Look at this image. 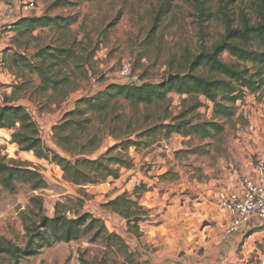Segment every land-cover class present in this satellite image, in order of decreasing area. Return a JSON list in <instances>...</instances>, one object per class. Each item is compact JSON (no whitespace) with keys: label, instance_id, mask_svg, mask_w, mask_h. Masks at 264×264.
<instances>
[{"label":"rangeland","instance_id":"1","mask_svg":"<svg viewBox=\"0 0 264 264\" xmlns=\"http://www.w3.org/2000/svg\"><path fill=\"white\" fill-rule=\"evenodd\" d=\"M28 1L17 0V4H12V0H4L3 3L15 10L17 18L24 15L33 21L44 16L58 18L62 28L51 25L33 29L27 23L17 27L16 22L11 33L0 36L4 44L2 53L8 57V68L6 65L0 67V75L4 76L1 78L0 100H3L4 93H9L16 104L41 114L40 122L46 123L38 124L39 129L40 125L57 124V120H61V101L72 92L79 100L116 83L124 62L131 63L143 83L157 84L171 76L174 72L169 67L171 63H183L184 57L196 55L202 46L210 49L221 38L224 26L220 13L224 10L234 27L243 24L242 14L251 24L257 21L256 0H32L36 2V10L18 14L17 8ZM159 14V26L153 30ZM67 23L70 26H66ZM62 47L74 50L75 61L59 63L51 58L50 55H56L57 49ZM41 49L49 51L46 64L58 63L53 66L51 74L58 79H69L57 91L44 90L40 74L24 66L23 57L36 66L40 65L42 60L38 54ZM222 59L228 63L232 61L228 52L222 55ZM13 84L23 88L14 94L12 89H6ZM170 100L169 111L177 115L183 100L189 104L192 98L172 94ZM205 105L212 106L209 102ZM259 105L264 115V88L260 97L249 95L245 102L238 103L236 116L224 121L225 132L212 139L175 136L164 141L163 137L151 134L152 138L143 139L150 145L141 149L122 146L115 149L126 137L127 123L132 138L138 139L134 131L149 129L167 116L164 114L165 105L133 108L122 100L115 106L116 111H110L108 115L110 118L119 113L122 117V122L117 126L115 124L120 128L117 136L108 129L107 123L95 120L93 129L98 143L89 156L93 160L105 157L131 162L129 170L113 166L121 178L115 183L113 178L109 180L116 184L114 187L108 186L109 182L102 187H82L65 182L56 164L38 159L33 153L21 152L12 144L13 130L0 128V159L36 169L48 181L47 189L35 192L28 184L20 183L15 194H9L0 185V244L24 247L27 241L26 224L32 225L44 214L52 217L58 211L69 217L90 214L101 219L106 236L93 241L94 232L78 241L61 242L51 248H43L31 258L21 259L19 264H231L246 256L248 261L263 257V236L257 235L249 240L252 233L240 235L242 242L239 246L212 241L215 236L222 235L227 221L218 208L210 212L201 205L204 202L200 195L204 191L200 186L206 178L194 171L197 162L214 167L212 158L228 157L227 154L232 153L228 149L233 140H242V134L258 132L253 119L258 115L256 107ZM199 113L201 119H211L212 112L206 107L201 108ZM261 121L264 125V116ZM53 135V131L40 129L43 144L60 152ZM118 136L120 140L116 138ZM201 148L207 149L208 154H194ZM174 161H177L180 171L171 169ZM162 167L170 169L161 173ZM192 171L194 174H191ZM141 183L147 184L148 190L138 197L131 195V198H137L138 206L148 214H145L146 218L139 223V227L130 228L122 216L110 212L104 205L124 191L132 194L135 186ZM34 198L43 201L44 211ZM259 230L263 228L256 231ZM0 264H14V261L2 254Z\"/></svg>","mask_w":264,"mask_h":264},{"label":"trees","instance_id":"2","mask_svg":"<svg viewBox=\"0 0 264 264\" xmlns=\"http://www.w3.org/2000/svg\"><path fill=\"white\" fill-rule=\"evenodd\" d=\"M255 13L257 21L251 24L242 14L243 24L234 27L227 11L221 12L224 26L221 38L210 49L202 46L196 55L184 57L183 63L177 65L171 63L169 67L174 71L171 74L172 79L168 76L157 84L112 83L92 96L77 100L74 107L65 112L61 120L52 127L55 143L60 148V152L43 144L39 126L31 112L27 107L16 104V101L7 93H4L3 100H0V128L13 130L12 144L16 145L21 152L33 153L38 159H46L56 164L62 171L65 182L87 187L105 184L113 178L115 183L121 178L119 171L113 166L119 165L122 169L129 170L132 168L131 162L126 163L122 159L105 157L93 160L89 156L98 143L97 133L93 129L95 120H99L102 124L107 123L113 135L118 133L120 128L115 127V124L116 126L117 123L119 124L121 115L116 113L110 118L108 115L110 111H116L115 108L122 100L128 102L133 108L140 105H165L164 114L167 116L161 120L162 122L149 129L134 131L138 139L132 138V132L128 131L131 128L127 123L128 130L125 131L126 137L123 143L114 147L115 149L119 146L130 149L134 147L137 150L150 145L143 139L152 138L151 134L163 137L164 141L175 136L194 137L200 140L212 139L225 132L224 121L236 116L235 107L238 103L245 102L249 95H261V90L264 88V0H256ZM37 20L22 19L16 23V26L27 23L28 26H33V29L36 26L51 25L62 28L58 18L44 16ZM160 20L161 14L156 17L153 30L158 28ZM66 26H70V23ZM48 52V49L39 51L38 57L42 60L40 65L36 66L26 57H23V62L26 68L40 74L44 90L57 91L58 87L69 79L68 77L58 79L51 74L53 66L58 63L46 64ZM226 52L232 59L229 63L222 59V55ZM50 56L59 63L75 61L76 58L71 47L58 48L56 55ZM0 86H2L1 83ZM7 88L12 89V93L15 94L16 90L23 87L13 84L6 86ZM172 94L192 98L189 104L187 100H183L181 111L177 115L169 111ZM205 102H209L212 106H206ZM203 107L211 110L210 120L201 119L199 110ZM116 138L120 140V136ZM194 152L200 155L208 154V150L202 148ZM4 160L0 159V185L4 191L15 194L16 186L20 183L28 184L34 192L48 188V181L38 170L15 162L7 163ZM147 187V184L141 183L135 186L132 194L124 191L104 206L110 212L122 216L127 221L128 227H139V223L146 218L145 214L147 216L148 212L141 209L136 201L137 198H131V195L138 197L148 190ZM34 200L44 211L43 201L41 202L39 198ZM143 211L144 213H138ZM25 230L27 241L24 247L0 244V255L9 256L14 264H19L21 259L39 254L43 248H51L61 242L78 241L83 236L95 232L94 241L106 234L101 219L90 214L69 217L58 211L52 217L46 214L41 215L32 225L26 224ZM84 264L87 263L84 262Z\"/></svg>","mask_w":264,"mask_h":264},{"label":"crops","instance_id":"3","mask_svg":"<svg viewBox=\"0 0 264 264\" xmlns=\"http://www.w3.org/2000/svg\"><path fill=\"white\" fill-rule=\"evenodd\" d=\"M12 2H13L12 4H17L19 1L17 2V0H12ZM28 18L30 17L24 15L21 18H19V20L28 19ZM3 46H4L3 42L0 41V53L4 51ZM2 54L5 57L4 66L6 65L8 68L7 54L5 53H2ZM1 78H4V76L0 75V83L2 82ZM73 93L74 92L67 95L66 98L63 101H61V105L63 107V111L61 114L62 116L65 112L71 110L74 107L75 102L77 101V99H75L76 93L74 94ZM96 93L97 92H95L94 94ZM258 96L260 97V95ZM256 110L258 111L257 113L258 115H255V118L253 119V123L256 124L258 132L242 134V140H237V141L233 140V143H231V146L229 145V149H228V151L230 150L232 153L227 154L228 157L223 156V158H220L219 156H217V158H214V159L212 158L213 162L211 163L214 165V167L213 166L207 167L205 165H202L201 162L199 163L197 162L194 164L195 166L194 171L196 173H199L198 176L203 175V177L206 178L204 183L200 186V188L203 187V191H204V194L200 195V199L202 200V202H204L201 205L206 206L207 209H210V212L214 211L215 207L217 208L215 204V199L219 191L238 189L240 178L247 176V175H251L254 172V163L252 161L255 162L257 153L263 147L262 145H264V125L262 124V121H261V117L264 116L262 107L259 105L258 107H256ZM31 114L35 118V121L37 122V124L42 125L46 123L45 121L40 122L41 117H42L41 114L38 113L37 115L34 112H31ZM57 121L59 122L60 120L58 119ZM55 124L56 123H50V124L48 123L46 125H43L44 127H41L40 125V129L43 128L47 130V132L52 133V127ZM222 154L224 155V153ZM199 161H201V159ZM170 167L171 169L172 167L174 168L173 171H176V172L180 171V167L179 165H177V161H174V163L171 164ZM170 167L169 168L162 167L161 173L168 172L167 170L170 169ZM191 174H194L193 171ZM110 185L113 187L116 186V184H112L111 181L108 183V186ZM102 186L104 185L102 184L101 187ZM159 190H157V193L159 192ZM116 196H114L112 199H114ZM154 204L155 203H153L152 206H154ZM227 224L228 223H226V225L223 226L224 231H222V235L215 236L212 239V241L215 242L216 244H224L227 246L229 245L239 246L242 242V240L239 239V236L247 234V231L243 230L242 232L235 234L231 237H225L224 232L227 227ZM257 235L263 236L264 238V229L254 233L253 236L249 240H251L254 236H257ZM250 249L253 252V248L250 247ZM257 254L260 255V253H257ZM247 261L248 259L246 256L243 260H236V261H233L231 264H247Z\"/></svg>","mask_w":264,"mask_h":264},{"label":"built area","instance_id":"4","mask_svg":"<svg viewBox=\"0 0 264 264\" xmlns=\"http://www.w3.org/2000/svg\"><path fill=\"white\" fill-rule=\"evenodd\" d=\"M3 1L0 0V36L2 37L11 33L19 20L15 10L7 8ZM36 6V2L29 0L17 8V13L25 14L36 10ZM4 63V55L0 53V67ZM116 83L140 85L142 82L136 76L131 63L124 62L117 74ZM215 204L228 223L224 232L225 237H231L243 230L254 234L258 232L256 230L264 229V145L256 155L254 172L240 178L238 189L219 191ZM247 264H264V256L254 261H247Z\"/></svg>","mask_w":264,"mask_h":264},{"label":"water","instance_id":"5","mask_svg":"<svg viewBox=\"0 0 264 264\" xmlns=\"http://www.w3.org/2000/svg\"><path fill=\"white\" fill-rule=\"evenodd\" d=\"M172 77H173V76L171 75V76L169 77V79H172Z\"/></svg>","mask_w":264,"mask_h":264}]
</instances>
